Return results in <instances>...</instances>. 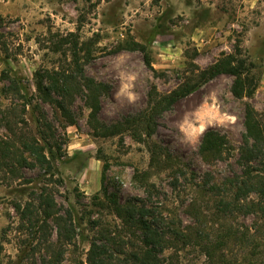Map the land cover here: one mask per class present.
Segmentation results:
<instances>
[{"label": "rangeland", "instance_id": "obj_1", "mask_svg": "<svg viewBox=\"0 0 264 264\" xmlns=\"http://www.w3.org/2000/svg\"><path fill=\"white\" fill-rule=\"evenodd\" d=\"M68 32H76L81 54L88 52V60L82 62L84 74L109 86L99 99L97 114L105 124L144 108L152 87L166 94L187 78L197 82L193 70L206 68L237 42L254 64L256 88L251 97L236 98L230 91L233 77L218 74L199 81L162 111L149 137L136 140L129 133L96 137L87 123L81 92H73L68 101L75 120L70 125L53 104L38 99L34 88L37 68L69 70V45H59L54 53L50 43ZM130 39L145 47L150 66L141 51L123 48ZM1 70L21 77L31 104L23 107L4 95L5 83L0 79V138L19 146L16 136L21 134H9L5 127L3 118L10 110L15 120L20 115L25 119L27 139L42 143L44 136L46 142L56 144L53 178L61 183L54 184V198L61 211L71 212L75 231L72 242L63 245L58 264H85L89 242L101 231L123 244L130 240L105 193H114L120 202L128 198L158 202L163 216L179 222L187 232L212 231L225 223L239 229L253 224L252 214L215 216L219 197L207 191L208 185H201L221 184L240 174L238 148L245 105L250 104L264 120V0H0ZM38 128L46 134H38ZM208 128L224 134L229 142V152L220 158L204 160L199 154L202 133ZM153 149L160 154L150 164ZM17 171L22 178L0 175V264H52L47 243L20 222L13 208L14 202L26 199L33 184L44 180L41 170L17 166ZM149 184H154L152 196L146 192ZM49 223V239L57 249L55 224ZM133 238L139 242L137 232ZM232 249L240 251L237 246ZM161 258L162 264H200L203 255L197 245L178 242L162 251Z\"/></svg>", "mask_w": 264, "mask_h": 264}, {"label": "trees", "instance_id": "obj_2", "mask_svg": "<svg viewBox=\"0 0 264 264\" xmlns=\"http://www.w3.org/2000/svg\"><path fill=\"white\" fill-rule=\"evenodd\" d=\"M50 43L51 51L54 53H57L59 45H69L70 59L67 64L69 70L63 67L37 68L33 72V78L38 99L53 104L65 122L72 125L75 120L70 114L68 101L73 92H81L88 109L87 123L96 137L117 135L121 137L125 133H129L136 140L149 137L155 129L156 117L162 111L170 108L176 99L192 91L199 81L218 74L233 77L230 91L236 98L251 97L256 88L255 75L252 72L254 64L243 53L242 47L237 42L231 52L222 53L206 68L193 70L197 82L187 78L166 94H160L155 87H152L147 94L144 108L113 123L105 124L99 121L97 114L100 107L99 99L108 92L109 86L84 74L82 62L88 60V52L81 54L82 47L78 46L79 38L76 32H68L64 36L58 35V40H51ZM123 48L141 51L145 64L150 66V58L142 44L130 39L124 42ZM0 79L5 83L1 88L4 95H9L13 102L20 101L23 107L31 104V97L23 87L21 77L1 70ZM53 93L57 95L56 98L53 97ZM6 113L3 119L9 134L21 135L16 136L19 146L14 144V140L0 138V175L5 176L6 179L19 178L17 166L37 167L41 170V176L45 181L41 180L40 184H33L26 199L14 202L13 208L20 222L34 229L38 240L47 243L46 253H49L50 258L48 261L58 264L63 254V245L72 242L75 231L71 212L69 209L61 211L54 198V184L61 183V179L53 178L52 147L53 145L56 147V144L53 142L51 145L46 142L44 136H41V139H44L42 143L35 140L36 138L27 139L24 135L27 134L25 119L20 115L15 120L10 110ZM10 116L12 118L8 120ZM38 121L37 126L41 127ZM19 122L22 126L18 127ZM43 126L50 129L46 123ZM38 134L46 133L42 128L41 130L38 128ZM229 149L226 136L219 131L208 128L202 133L198 151L204 160L220 158L224 153H228ZM238 150L242 164L239 175L229 177L221 184L206 182L201 186L208 185L207 191L214 198L219 197L216 200L218 203L214 207L215 211L212 212L215 216L225 218L238 213L252 214L253 224H243L239 229L225 223L216 226L212 231L198 229L187 232L180 227L179 222L175 223L172 218L163 216V210L158 202L153 204L135 198L120 202L114 193H105L113 214L120 222L121 231L130 232V240L123 244L120 239H118L120 242L115 241L114 235L101 231L89 242L85 264H162V251L178 242L183 245H197L203 255L200 264H264V120L250 104L245 105L244 134ZM159 154V149L151 150L150 164L157 160L155 157ZM253 162H257L259 166L251 165ZM25 180L31 182L29 178ZM22 183L25 182L20 184ZM145 188L150 196L156 193L150 190V188L154 189V184H149ZM251 195L254 197L250 198ZM51 221L55 224L57 249L52 247L53 242L49 239ZM136 232L139 237L138 243H135L133 238ZM115 234L119 236L118 231ZM101 238L104 242H101ZM234 246L240 251H234L232 249Z\"/></svg>", "mask_w": 264, "mask_h": 264}]
</instances>
